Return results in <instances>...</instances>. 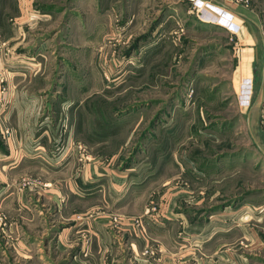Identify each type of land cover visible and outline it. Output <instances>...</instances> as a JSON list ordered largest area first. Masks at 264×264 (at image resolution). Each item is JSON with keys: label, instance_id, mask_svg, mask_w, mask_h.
<instances>
[{"label": "rangeland", "instance_id": "374dc122", "mask_svg": "<svg viewBox=\"0 0 264 264\" xmlns=\"http://www.w3.org/2000/svg\"><path fill=\"white\" fill-rule=\"evenodd\" d=\"M230 6L247 17L258 10L264 28V0H0V115L12 106L7 75L14 73V85L40 105L29 132L37 164L53 165L43 156L51 150L76 160L68 145L81 142L82 163L96 158L126 173L134 197L143 190L144 216L162 217L161 204L177 189L189 191L176 210L188 221L230 216L226 235L213 242L177 222L173 252L151 238L143 215L126 216L146 264H216L217 248L236 264H264V155L245 118L257 83L240 40L251 21ZM258 109L264 121V100ZM37 187L49 184L19 179L20 192ZM241 210L244 220L231 224ZM112 212L119 224L125 215ZM60 214L48 211L30 239L23 234L37 240L30 254L11 241L2 247L7 218L0 214V264H106L88 244L57 245Z\"/></svg>", "mask_w": 264, "mask_h": 264}, {"label": "crops", "instance_id": "0c3cea01", "mask_svg": "<svg viewBox=\"0 0 264 264\" xmlns=\"http://www.w3.org/2000/svg\"><path fill=\"white\" fill-rule=\"evenodd\" d=\"M233 8L234 6H230L229 9L234 11ZM238 14L241 17H247L243 13ZM249 15L250 17L247 18L250 19L251 24L246 22L240 40L244 45L243 52L246 50L253 56L250 71L257 84L255 83V89L253 86V104L246 109L245 118L251 132V140L264 155L262 126L264 121H261L262 117L258 114V107L264 100V28L258 10ZM245 61L243 63L247 66L250 58L247 57ZM14 75V73L7 75L9 84L13 86L9 94L10 99L13 98L12 106L9 107L11 109H7L4 115H0V214H4L7 218L6 226L2 229L7 238L2 247L5 248L11 241L17 252L34 253L38 248L36 239L29 240L30 235L35 233L34 228L31 229V227L37 219L44 221L48 211L62 213L59 215L61 220H58L64 224L63 233L57 240L59 247L66 249L80 243L83 248L85 244H88L85 247L88 251L90 250L89 254L100 257L101 262L102 258L105 259L106 264H119L123 256L128 258V262L124 264H146L148 261L141 254L143 249L142 241L139 240L141 236L133 231L135 228L129 227L130 222L125 218L130 215H143L145 228L149 231L151 238L159 242L167 252L176 251L178 248L175 243L180 229L177 224L179 221L183 223L185 233L197 231L202 237L201 240L206 241L209 238L207 242H213L216 238L226 235L223 232L227 230L222 228H225L230 219L228 214L220 212L217 213L221 216L217 218L218 220L210 221V219L201 223L188 221V212L176 211L179 201L190 196L188 190L171 191L165 202L161 204L162 217L152 214L144 216L148 212L146 210L147 195L143 194V190L141 189L140 195L134 197V194H131L133 192H130V180L126 173H116L104 167L103 163L96 158L82 163L75 160V156L71 154L53 153L51 150L49 154L44 153L43 156L45 155L46 162L50 164L59 163V167L37 164L35 156L29 153L34 142L32 137L34 133L30 135L29 132L36 120L40 105H34L35 102L31 99L32 92L19 90L14 85ZM2 96L4 97L3 94ZM18 96L24 99L19 101L16 99ZM22 130L28 131L22 134ZM23 176L37 178L43 183H48L49 187H37L33 193L20 192L19 179ZM100 180H102L101 183ZM110 209L114 212L119 211L121 216L125 215L124 219L119 220V224L110 221L108 216L113 211ZM242 212V210L239 211L231 219V224H239L240 219L244 220ZM85 214L90 216L86 218L83 216ZM241 231L244 234L243 230ZM24 233H27L29 237L27 242ZM254 238L253 235V242ZM257 240L255 238V241ZM217 250L213 256L216 258V264H236L226 252L218 248ZM238 250L239 248L236 247L237 258ZM238 261L239 264H243L239 258Z\"/></svg>", "mask_w": 264, "mask_h": 264}, {"label": "built area", "instance_id": "2783aa9c", "mask_svg": "<svg viewBox=\"0 0 264 264\" xmlns=\"http://www.w3.org/2000/svg\"><path fill=\"white\" fill-rule=\"evenodd\" d=\"M4 95V98L6 97V95L3 93ZM3 98V96H2ZM6 102V100H5ZM0 105H2V103H0ZM70 150H73L75 151L74 152V155L77 156V159L81 162L83 161L85 158L88 159V155H87V152H86V146L85 144L81 143V142H74V141H70L69 145H68V151ZM69 154H73L72 152H69ZM113 221L116 222V218H113ZM134 223L136 225H138L139 221L138 219H136L134 221Z\"/></svg>", "mask_w": 264, "mask_h": 264}]
</instances>
